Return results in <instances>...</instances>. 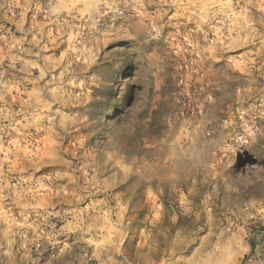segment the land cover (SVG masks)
<instances>
[{
    "label": "rangeland",
    "instance_id": "obj_1",
    "mask_svg": "<svg viewBox=\"0 0 264 264\" xmlns=\"http://www.w3.org/2000/svg\"><path fill=\"white\" fill-rule=\"evenodd\" d=\"M30 3L0 7V237H16L25 224L21 213H29L34 233L37 215L56 200V210L71 212L76 204L101 207L115 196L139 220L163 219L181 202L203 208L209 198L219 205L239 197L257 211L264 202V173L256 176L264 169V34L257 26L264 0L238 6L232 0V24L247 26L232 39L217 24L208 42L162 40L149 48L151 60L130 53L133 39L121 34L139 20L135 0L106 12L102 19L119 30L111 35H92L91 13L87 38L61 31ZM218 32L228 45L222 53L212 46ZM96 40L103 43L94 46ZM57 147L71 152L69 164L46 163L60 158ZM45 176L56 179L44 183ZM249 178L254 183L246 184ZM31 239L25 232L23 246L35 249ZM20 242L14 238L2 250L0 264H17ZM249 244L242 264H264V245ZM139 245V238H125L122 246ZM26 255L36 258L34 251ZM51 255V247L40 252V264ZM146 264H165V258L151 256Z\"/></svg>",
    "mask_w": 264,
    "mask_h": 264
},
{
    "label": "clouds",
    "instance_id": "obj_2",
    "mask_svg": "<svg viewBox=\"0 0 264 264\" xmlns=\"http://www.w3.org/2000/svg\"><path fill=\"white\" fill-rule=\"evenodd\" d=\"M129 2L131 0H31L29 6L36 15L44 13L49 22L59 25L66 34L75 31L80 37L87 38L85 28L90 26L86 17L91 19V13H95L97 24L93 36L117 33L119 30L102 18L106 12L116 10L117 5ZM236 3L238 6L239 0ZM17 6V0H6L0 4L6 11ZM132 7L139 20L130 25L132 32L121 34L133 39L134 47L130 53H134L139 60H151L149 48L159 46L162 40L168 45L180 37L189 43L208 42V33L217 31V24L227 33L224 39H232L233 32L240 34L247 31L243 22L239 27L232 24L236 18L232 0H135ZM149 8L153 10L149 11ZM172 9L175 11L169 16ZM257 26L264 34V15L257 21ZM166 27L169 29L167 35L164 34ZM220 35L218 32L212 46L222 53L228 45L219 38ZM100 43L103 41L96 40L94 46ZM201 50H204L203 45ZM55 150L60 158L46 163L69 164L71 152L60 147ZM261 173L264 169L257 170V178ZM55 179V176L43 177L44 183ZM245 183H254V179L249 178ZM229 191L237 189L229 187ZM90 195L89 190L83 199ZM209 200L210 203L203 208L197 205L188 208L181 202L159 220L151 215L144 220L137 219L135 212H126L120 198L115 196L106 197L101 207H97L96 201H90L86 206L76 204L71 212L56 210L55 205L61 203L56 200L52 210L45 209L37 215L38 230L34 233L33 226L27 222L29 213H21L25 218L24 227L17 229L16 237L11 234L6 238L0 237V256L5 255L2 250L8 248L14 238H19L21 242L16 245L17 264H40L39 253L47 247L52 248V255L45 264H146L151 256L159 259L161 255L165 264H242L244 256L252 252L249 240L256 241L257 249L264 245V202L257 204V211L253 213L249 211L251 205L239 197L238 202L231 204L225 200L217 205L215 200ZM212 208L216 209L214 213ZM237 208L242 215L235 210ZM209 216L213 217L210 224L207 220ZM50 217H55V222ZM204 230L208 234L206 240L201 239L205 235ZM25 232L33 236L28 244H34L35 249L23 246ZM61 236L64 240L59 239ZM69 238H73L72 243H65ZM125 238L129 241L139 238V247H123ZM90 245L95 247L90 249ZM193 248L198 250L195 256L190 254ZM33 251L35 259L26 255ZM7 254L11 255V252Z\"/></svg>",
    "mask_w": 264,
    "mask_h": 264
}]
</instances>
